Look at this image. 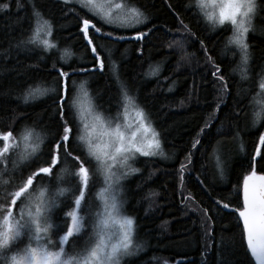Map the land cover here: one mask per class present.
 <instances>
[{
	"label": "trees",
	"instance_id": "1",
	"mask_svg": "<svg viewBox=\"0 0 264 264\" xmlns=\"http://www.w3.org/2000/svg\"><path fill=\"white\" fill-rule=\"evenodd\" d=\"M122 1L138 8L147 20L122 28L104 23L74 2L0 0L10 5L0 11V133L10 131L19 141L26 128L33 129L34 136L39 133L45 140L41 149L46 153L48 141L62 124L59 95L65 96V119L77 122L69 104L76 98L81 81L90 92L93 106L104 116L120 111L124 104L121 87H126L129 94L135 95H130L132 101L144 110L159 134L168 157L144 161L140 174L123 183L124 209L134 219L135 232L144 246L143 251L128 259V264H254L233 209L242 204L238 192L243 176L251 171L250 158L264 126V112L260 123L252 125L254 112L261 108L252 98L260 91L258 82L264 75V10L254 16V31L247 34L250 56L248 79L243 80L241 54L228 44L231 27L210 25L198 10L196 0ZM34 9L42 17L40 26L46 28L43 20L50 21L49 41L55 44L54 48L20 44L37 28ZM80 17L92 19L102 29L101 33L90 29L89 35L98 46L103 69L83 39ZM180 21L195 35L185 31ZM136 31L147 35L136 40ZM107 32L125 39L104 36ZM64 50L68 54L61 60ZM214 65L220 66L219 75L224 76V81L212 75ZM153 69L155 75L151 74ZM59 70L70 73L69 78H64L66 91L23 100L29 88L53 87L54 79H62L58 77ZM257 99L264 102L262 96ZM195 140L199 143L193 148ZM16 151L17 148L10 149L5 154L9 169ZM217 158L222 162L223 176L217 168ZM143 160H139V166ZM256 170L261 171L260 164ZM33 171L34 166H21L14 173L13 183ZM4 178H8V173ZM51 181L54 185V176ZM43 183H49V178L45 177ZM218 201L228 203L230 208L218 206Z\"/></svg>",
	"mask_w": 264,
	"mask_h": 264
},
{
	"label": "snow or ice",
	"instance_id": "2",
	"mask_svg": "<svg viewBox=\"0 0 264 264\" xmlns=\"http://www.w3.org/2000/svg\"><path fill=\"white\" fill-rule=\"evenodd\" d=\"M76 2L90 11L96 9V13L102 14L101 18L106 23H114L113 7L117 10L126 8L136 23L147 20V16L138 8L127 7L122 3L112 4L109 0H103L108 7L105 12L97 0ZM197 5L213 25H231L233 34L228 38V44H234L240 50L241 79H248L250 53L246 38L250 29L254 31L253 17L258 11L264 10V0L260 3L257 0H197ZM208 5L212 6V11H204ZM9 7V3H0V11ZM33 12L37 28L27 41L22 40L20 44H43L45 50L54 48L55 44L47 39L52 35L50 21L43 20V25L46 26V31H43L40 26L42 17L35 9ZM80 20L83 39L91 46V51L95 54L93 58L103 69L104 64L97 52L98 46L93 44L89 35L90 29L95 33H101L102 29L90 18L80 17ZM180 23L185 31L195 35L188 25L183 21ZM103 35L114 40L125 39L122 35L114 37L112 32ZM146 35V32L136 31L134 39L142 40ZM200 44L207 52L203 40ZM67 54V50H64L61 60ZM208 60L211 61L212 57L209 56ZM112 63L115 75V63ZM214 67L212 75L217 80L224 81V76L219 75L220 66ZM52 68H56L55 61ZM151 74L155 75L156 70L153 69ZM58 77L62 79H54V86L51 88H29L24 92L23 100L27 102L47 92L66 91L67 83L64 78H69L70 73L59 70ZM116 79L119 82L118 75ZM84 85L85 82L81 81L79 89L83 90ZM227 87L225 83L223 89L226 90ZM258 88L260 91L252 99L260 103L261 108L253 114V127L260 123V114L264 112V102L257 99L258 96L264 97V75L259 78ZM121 98L124 102L133 100L126 87H121ZM58 99L62 124L55 137L48 141L46 153L41 149L45 140L39 133L33 139L34 130L26 128L21 134L23 147L14 152L15 158L11 160L12 166L9 169L5 154L19 146L12 132L0 133V141L3 142L0 147V260L4 264H128V258L143 251L144 246L135 232L134 219L124 209L122 181L140 171L129 163L134 162L137 154L145 157L156 154L152 149L160 147L157 138L159 134L147 122L142 108L136 110L135 125L128 124L124 129L119 122L112 127L111 121L105 120L100 113L95 114L92 124L86 123L82 116L79 117V123L75 119L70 122L64 117L65 96L59 95ZM74 107L76 101L72 99L69 108ZM125 118L127 119L126 116ZM207 126L206 124L205 127ZM149 135L152 139H148ZM198 143L195 140L192 147L195 148ZM241 150L243 151V145ZM257 164L261 165L259 173L256 170ZM21 166H34L35 171L19 183H13L14 173ZM183 168L184 165L181 164V170ZM217 168L223 176L224 169L219 158ZM250 168L251 171L243 176L242 188L238 192L242 204L233 209V214L237 215L238 226L242 225V241L246 243V251L255 260V264H264V131L258 134L250 158ZM5 173H8L7 179L4 178ZM53 176L54 185L51 181ZM45 177L49 178L47 184L43 183ZM98 177H102V186L93 193ZM221 204L225 210L230 208L228 203L217 202L218 206ZM204 211L207 213L206 209Z\"/></svg>",
	"mask_w": 264,
	"mask_h": 264
},
{
	"label": "rangeland",
	"instance_id": "3",
	"mask_svg": "<svg viewBox=\"0 0 264 264\" xmlns=\"http://www.w3.org/2000/svg\"><path fill=\"white\" fill-rule=\"evenodd\" d=\"M65 1V0H63ZM68 2H74V3H77L76 0H68ZM97 3L100 7H103L104 8V11L107 12L108 11V7L106 4L103 3V0H97ZM109 3H112V4H115V3H122V4H125L127 7H131L129 6L127 3L123 2L122 0H109ZM79 6L83 7L81 4L77 3ZM196 6L198 8V10L200 11V13L203 15V12L201 11V9L198 7L197 5V0H196ZM85 8V7H83ZM87 11L93 13L95 16H97L98 18H100L103 22H105L102 18H101V15L102 14H97L96 13V9H93L92 11H90L88 8H85ZM204 11H212V6L211 5H208L206 9H204ZM112 13H113V19H114V23H107L109 25H112V26H116V27H131V26H135L137 25L138 23H136V20L135 18H133L126 10V8H122V9H115L114 7L112 8ZM124 17H128L127 19H124ZM203 17L205 18V16L203 15ZM254 18V17H253ZM205 20L212 26H220L218 23L213 25V22L212 21H209L205 18ZM106 23V22H105ZM140 24V23H139ZM138 24V25H139ZM252 25H253V20H252ZM231 27V25H229ZM43 31H46V28L41 26ZM231 30H232V27H231ZM43 31L41 32V38L43 39L44 36H43ZM250 32H253V30L250 29L249 33ZM233 33H231V36H232ZM47 39H49V37H47ZM239 52L240 50L234 45L232 44ZM85 92L87 93V95H85ZM75 101H76V107H74V112H75V116H76V119H77V122L79 123V117L82 116L84 121L86 123H89V124H92L94 123V116L95 114L99 113L96 108L94 107L93 108V102H92V97L90 95V92L88 93L87 90L84 88L83 90H80L77 92V95H76V98H75ZM137 105L133 102V101H128V102H124V104L122 105L120 111H119V115L115 114L114 116H104L103 117L105 118V120H110L111 121V126L114 127L115 124L117 122H119L121 124V127L126 129L127 128V125L128 124H133L135 125V123L137 122L136 121V110H137ZM101 114V113H100ZM125 116L127 117V119L125 118ZM147 122L150 123V121L148 120L147 118ZM151 124V123H150ZM151 127L153 128V126L151 125ZM154 129V128H153ZM155 130V129H154ZM99 131V129H98ZM156 131V130H155ZM159 139V142H160V147L159 148H153L152 151L155 152L156 154L153 155V156H150V157H145V156H142V155H139L137 154L135 160L137 159L136 162H139V160L141 159H144L142 161V163L140 164L139 167L136 166V163L134 164L133 161H129V163L132 164V167H135V168H138L140 170V167L141 165L143 164L144 161H147V160H167L168 157L165 155V153L163 152V149H162V144H161V140H160V137L158 135L157 137ZM33 139H35V136L33 135ZM148 139H152V137L149 135L148 136ZM16 144L19 146L17 147V151L20 150V148L23 147V143L21 141V138L19 139V141H15ZM139 173L140 174V171L139 172H136V173H133L131 175H129L127 177V179H124L122 181V184L128 180L130 177H132L133 175ZM242 185V184H241ZM102 186V177H98L97 178V182L96 184L93 186V193H95V191ZM130 259V258H128ZM0 264H4V261L3 260H0Z\"/></svg>",
	"mask_w": 264,
	"mask_h": 264
},
{
	"label": "bare ground",
	"instance_id": "4",
	"mask_svg": "<svg viewBox=\"0 0 264 264\" xmlns=\"http://www.w3.org/2000/svg\"><path fill=\"white\" fill-rule=\"evenodd\" d=\"M104 23H105V22H104ZM122 28H126V27H122ZM128 94H129V93H128ZM129 95L135 97V95H134L133 93H130ZM95 108H96V107H95ZM96 109H97V108H96ZM262 130L264 131V126H263ZM154 160H156V159H154ZM190 162H191V160H190ZM136 165L139 167L138 162H136ZM177 170H178V166H177ZM188 199H189V197L185 196V201H188ZM241 229H242V225H241ZM134 257H135V256H134ZM131 258H133V257H131ZM131 258H130V259H131ZM167 264H170V263L167 262Z\"/></svg>",
	"mask_w": 264,
	"mask_h": 264
},
{
	"label": "water",
	"instance_id": "5",
	"mask_svg": "<svg viewBox=\"0 0 264 264\" xmlns=\"http://www.w3.org/2000/svg\"><path fill=\"white\" fill-rule=\"evenodd\" d=\"M241 188H242V185H241ZM246 244V243H245ZM249 256H250V253H249ZM251 257V256H250ZM252 258V257H251ZM252 260H253V262H254V264H255V260L252 258Z\"/></svg>",
	"mask_w": 264,
	"mask_h": 264
}]
</instances>
